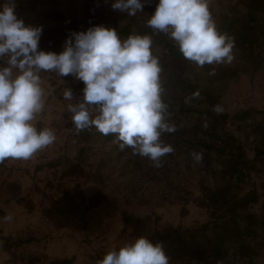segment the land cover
<instances>
[{"label": "rangeland", "instance_id": "obj_1", "mask_svg": "<svg viewBox=\"0 0 264 264\" xmlns=\"http://www.w3.org/2000/svg\"><path fill=\"white\" fill-rule=\"evenodd\" d=\"M160 1L138 0L134 5L126 0H0V31L4 34L0 33V53L4 50L20 62L18 68L12 64L9 72H0V264H112L119 259L122 244L132 252L124 254L126 264H264L262 200L250 207L251 217L246 214L248 203L239 209L244 217L241 223L255 218L252 226L256 232L228 240L220 255L208 252L204 257L197 251L204 249L203 242L195 240L203 234L214 239L212 228L204 231L198 226L212 213V217L221 213L213 207L206 189L231 185L232 208L237 195L264 189L262 67L252 72L248 63H242L237 76L227 78L220 71L224 80L211 83L206 78L220 66L240 64L244 52H252L255 59L252 57L250 64L257 63L262 53L256 44L253 49L246 45L244 52L234 45L211 44L205 48L211 69L189 71V79L201 84L205 94L211 91L216 96L211 105L200 101L204 95L194 98L218 115L220 124H214L215 129L209 132L195 110L190 114L197 117L183 116L182 130H178L181 120L173 122L175 130L170 134H162L161 129L136 124L134 117L104 116L101 107L94 105L100 97V91L94 89L110 88L119 74L132 71L137 62L145 60L143 54H166V48L147 33L139 35L137 45L145 48L136 56L126 37L109 39L110 56L102 53L99 57L105 58L97 65L92 61L93 70L79 85L49 73L13 84L27 72L30 62L26 56L22 61L21 56L35 52L36 38L46 33L57 36L63 24L70 28L94 26L116 9L134 12L137 6ZM239 1L208 0L211 8L208 4L196 15L172 24L186 37L196 28H206L205 21H217L218 15L232 12L230 7ZM226 39L223 35L220 42L226 44ZM245 108L260 112L242 119L237 113ZM112 130H122V142ZM238 144L240 151L235 148ZM237 153L245 166L231 184L223 170L228 157L236 159ZM68 180L71 185L77 182L79 188L60 198L62 183ZM93 193L107 199L91 205ZM80 214L87 220L78 221ZM178 226L192 232L180 229L156 246L150 244L156 231ZM122 227H127L128 233ZM175 233L181 239L185 236L184 241H176ZM35 250L46 257L30 260Z\"/></svg>", "mask_w": 264, "mask_h": 264}, {"label": "trees", "instance_id": "obj_2", "mask_svg": "<svg viewBox=\"0 0 264 264\" xmlns=\"http://www.w3.org/2000/svg\"><path fill=\"white\" fill-rule=\"evenodd\" d=\"M126 2L134 5L138 4V0H126ZM208 4L211 8L208 0H161L157 4H147L143 8L137 6L134 12L129 11L128 8L124 10L116 9L112 11L108 19L97 20L94 26L80 25L70 28L68 25L63 24L58 29L57 36H54L56 34L53 33H46L33 41L35 52L21 56L22 61L23 57L26 56L27 61L30 62L26 67L27 72L21 79H15L13 84L22 83L29 78L36 79L44 73H49L56 79L60 78L62 81L74 80L73 84L79 85L93 70V66L90 64L92 61H94L92 64L97 65L103 57L105 58V56L99 57L102 53L110 56V51H108V48H110L109 39L119 36L126 37L132 43L133 52L131 53L136 56L138 52H141L140 48H145L142 44L137 45V42L141 41L139 35L147 33L151 36V40L166 48V54L162 57L154 54H143V56H146L145 60L137 62L132 71L119 74L116 82L110 88L104 85L94 89L93 92L100 91V97L94 100V105L101 107L100 112L104 116L108 114L113 116L114 114L124 120L128 117H134L137 119L136 124L161 129L162 134H170L175 130L173 122L178 123L181 120L182 126H179L178 130H182L183 124L185 125L183 116L189 115L188 119H190L193 115L190 113L195 110L198 118H204L203 122H205L206 129L204 130L209 132L208 130L215 129L214 124H220L218 115L209 107L214 103L216 96L211 91L205 94L203 87L200 86L201 84L189 79L191 75L189 71L211 69L207 64L209 56L205 49L211 44L218 42V45H234L235 48H240V51L243 52L247 49L246 45L253 49V44H256L257 51L261 50L262 53L257 63L250 64L249 62L255 58L252 52H244V60L240 64L220 66L210 72L206 78L211 83L216 80H224L223 74L219 73L220 71L224 72L227 78L230 75L237 76L236 71L242 63H248L252 67V72L261 66L264 75V0L236 2L230 7L233 10L232 12L218 15V23L216 19H209L205 21L206 28H196L192 31V34L189 33L186 37L182 36L172 24V21L196 15L200 9ZM0 33L2 36L4 35L3 31H0ZM223 35L227 38L226 44L220 42ZM102 41H104V45L101 44ZM259 41H262V43ZM19 63V60H15L8 54L6 55L4 50L0 53V72H9L12 64L18 68ZM80 73L82 75L79 76ZM198 88H201V91ZM196 95H204L205 99L200 101H204L209 105H199L197 101H194ZM144 102L145 104H143ZM130 103L139 106V109L135 110ZM259 112V110L253 111L252 108H245L240 110L237 116L243 119L250 113L257 114ZM197 115H193V117H197ZM110 133H119L121 137L122 130H112ZM35 135L40 134L35 132ZM122 141L123 138L121 137L120 142ZM233 142L234 139H231L230 143L233 144ZM207 145L205 144L207 148L213 149ZM235 148L240 151L239 144ZM221 149L220 147L214 150ZM225 162L223 172L224 175L227 174V181L232 184V181H237L242 174L239 171L241 166H245V160L240 153H237L236 159L228 157ZM72 166L77 169L76 165L72 164ZM59 176L63 178L61 175ZM62 184L63 196L60 198L65 195H72L73 191H77L79 188L77 182L71 185L70 180ZM224 184L213 189H206L207 196L212 198L213 203H215L213 207L218 208L221 213L214 217H212L214 214L212 213L209 220L198 226V229L202 227L204 231L212 228L216 233L214 239L208 238L205 234L199 235L195 239L203 242L204 249L200 248L197 251L201 252L204 257L207 256L208 252L213 256L220 255L221 247L228 240L237 241L244 238V236L253 235L256 232L252 226L255 218H247L245 223H241L244 217L239 214V209L248 203L246 214L251 217L253 213L250 211V207L260 200L264 204V189L261 193L250 189L233 198L236 205L232 208V205H229V202H231L229 199H232L229 195L231 185L224 186ZM90 198L91 205H99L105 200L98 201L107 199V196L104 194L98 196L93 193ZM87 208L85 207L84 211H89ZM93 213L91 212L90 215H93ZM79 220L84 222L87 217L80 214L78 216ZM180 229H183L180 232H192L191 229L182 226L174 227L169 231L157 229L159 231L154 233L150 244L156 246L159 241L167 238L168 234L177 232ZM121 230L128 233L127 227H122ZM177 234H173L176 241L183 242L185 236L183 235L184 238L181 239L179 238L180 235ZM189 248L192 249V247ZM120 250L121 252L118 253L119 259L111 261L112 264L121 262L126 264L127 257H124V254L132 255L126 244H122ZM44 254V252L35 250L29 258L30 260L34 258L40 260L42 257H46Z\"/></svg>", "mask_w": 264, "mask_h": 264}]
</instances>
